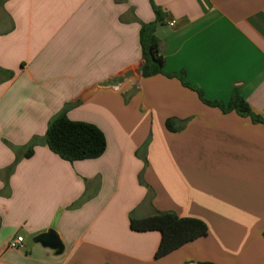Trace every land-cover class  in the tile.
Segmentation results:
<instances>
[{"label":"crops","instance_id":"1","mask_svg":"<svg viewBox=\"0 0 264 264\" xmlns=\"http://www.w3.org/2000/svg\"><path fill=\"white\" fill-rule=\"evenodd\" d=\"M152 23L189 87L142 75ZM197 91L264 121V0H0V264H264V124ZM63 109L101 130L100 157L49 150ZM156 212L207 235L155 259L160 233L129 220ZM48 229L59 255L32 242Z\"/></svg>","mask_w":264,"mask_h":264},{"label":"trees","instance_id":"2","mask_svg":"<svg viewBox=\"0 0 264 264\" xmlns=\"http://www.w3.org/2000/svg\"><path fill=\"white\" fill-rule=\"evenodd\" d=\"M154 24L142 25L139 30V42L144 57L141 68L142 75L151 77L162 74L170 78L175 77L182 85L189 87L183 74H167L163 71L164 64L159 53ZM10 77L11 74H8V78ZM197 93L200 100L209 106L218 107L223 112L236 111L240 115L250 117L255 123L264 124L261 118L251 113L248 105L237 93H234L227 107H223L217 102L206 101L199 91ZM44 141L52 153L70 163L96 159L106 149L105 137L100 129L93 124L69 120L65 115V109L48 123ZM33 145L30 144L26 148L24 158L32 156ZM129 227L134 232L157 231L160 233L161 238L154 254L155 259H159L189 242L206 236L208 231L205 223L201 220L180 218L172 212H156L142 219L130 218Z\"/></svg>","mask_w":264,"mask_h":264},{"label":"water","instance_id":"3","mask_svg":"<svg viewBox=\"0 0 264 264\" xmlns=\"http://www.w3.org/2000/svg\"><path fill=\"white\" fill-rule=\"evenodd\" d=\"M121 86L113 87L114 90H119ZM32 242L40 244L42 247L48 248L59 255L63 251V245L54 230L48 229L45 232L37 234L32 238Z\"/></svg>","mask_w":264,"mask_h":264},{"label":"built area","instance_id":"4","mask_svg":"<svg viewBox=\"0 0 264 264\" xmlns=\"http://www.w3.org/2000/svg\"><path fill=\"white\" fill-rule=\"evenodd\" d=\"M22 242V238L18 237L17 239L13 240L10 242V247L15 248L17 246H19Z\"/></svg>","mask_w":264,"mask_h":264}]
</instances>
